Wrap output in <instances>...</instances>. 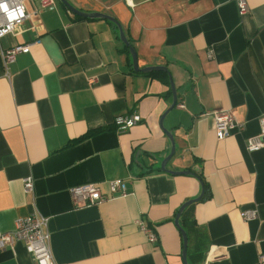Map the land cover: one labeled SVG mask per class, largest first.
Returning <instances> with one entry per match:
<instances>
[{
  "label": "crops",
  "instance_id": "1",
  "mask_svg": "<svg viewBox=\"0 0 264 264\" xmlns=\"http://www.w3.org/2000/svg\"><path fill=\"white\" fill-rule=\"evenodd\" d=\"M113 18L139 68L166 67L170 86L135 72L118 26L80 17L61 1L27 2L28 19L0 42V235L33 213L49 219L55 264H257L264 254V148L248 139L264 118V0H66ZM31 45L4 70L1 49ZM171 91V92H170ZM171 93V94H170ZM231 111L243 129L218 140L212 115ZM142 122L119 132L114 119ZM88 135V137L82 139ZM81 139V140H80ZM77 141V142H76ZM34 179L32 196L23 180ZM124 180L128 196L78 207L70 190L105 194ZM202 180L209 192L204 194ZM256 209L246 221L242 213ZM154 231L151 243L136 221ZM0 264H36L24 245L0 250Z\"/></svg>",
  "mask_w": 264,
  "mask_h": 264
},
{
  "label": "built area",
  "instance_id": "2",
  "mask_svg": "<svg viewBox=\"0 0 264 264\" xmlns=\"http://www.w3.org/2000/svg\"><path fill=\"white\" fill-rule=\"evenodd\" d=\"M36 1L43 9H50L54 0H0V42L7 36L14 34L17 29L28 19L27 2ZM239 15L244 16L248 12L246 0H237ZM31 45H17L9 49H1L4 70L7 77L10 76V66L16 62L17 56L28 53ZM214 128L218 140L230 137L234 130H242L244 127L238 123L231 111H221L212 115ZM142 122L138 114L119 115L114 119L116 130L128 131ZM264 148V118L260 120V133L247 141V150L250 152ZM110 193L105 194L99 186L94 184L79 185L70 190L74 203L78 207L101 205L108 201L128 196L127 186L124 180H115L109 183ZM24 194L32 196L34 193V179L30 176L23 180ZM246 221L258 217L256 209L246 210L242 213ZM49 219L39 213H33L26 217H20L16 221L15 229L0 235V250L13 247L17 242L24 245L27 253L36 264H55L51 250V238L48 229ZM140 230L147 236L151 243L157 241L153 229L143 220L136 221ZM203 264H210L207 258ZM257 264H264V254L259 255Z\"/></svg>",
  "mask_w": 264,
  "mask_h": 264
},
{
  "label": "water",
  "instance_id": "3",
  "mask_svg": "<svg viewBox=\"0 0 264 264\" xmlns=\"http://www.w3.org/2000/svg\"><path fill=\"white\" fill-rule=\"evenodd\" d=\"M69 9L71 12H73L74 14L83 17V18H91V19H106L109 20L111 22L115 23V20L107 15H103V14H87V13H82L76 9H74L72 6H70L69 3H67L66 0H61ZM119 30H120V38L121 41L124 43V45H126V47H129V51L132 57V63H133V68L135 72H142V73H152V72H158V71H163V72H167L168 73V69L166 67H148V68H139V64H138V57L137 54L134 50V48L131 46L130 42L128 41V39L126 38L122 28L119 26ZM170 88L173 94V104L170 107V109L163 114L161 120H160V126L161 128L164 129L163 127V121L164 118L166 117V115L176 106L177 104V91H176V86L175 83L170 75ZM164 132L167 134V136L169 137V139L172 141V152L171 154L163 161L162 163V170L165 172H168L170 174H174V175H192L191 172L189 171H185V172H170L166 169V166L168 164V162L171 160V158L174 156L175 154V143H174V137L172 136V134L164 129ZM203 198V193L202 195L196 199V200H191L186 202L184 205H182V207L179 209L178 214L176 216L175 219V225L179 228V230L182 233L183 236V245H184V250H183V259H184V264H188L187 261V250H188V237L186 232L180 227V218L181 215L183 214V212L186 210V208H188L189 206H191L192 204L199 202L201 199Z\"/></svg>",
  "mask_w": 264,
  "mask_h": 264
},
{
  "label": "trees",
  "instance_id": "4",
  "mask_svg": "<svg viewBox=\"0 0 264 264\" xmlns=\"http://www.w3.org/2000/svg\"><path fill=\"white\" fill-rule=\"evenodd\" d=\"M115 24L118 26L119 28V24L115 21ZM129 41V39H128ZM130 42V41H129ZM126 50L127 52L129 53V47H126ZM149 75L150 77L152 78H157L159 79L162 83H164L165 85L167 86H170V73L168 72H163V71H158V72H152V73H149L147 74ZM171 92V91H170ZM171 94V93H170ZM88 137V135H86L85 137H83L82 139ZM81 140V139H80ZM77 142V141H76ZM202 182V187H203V191H204V194L207 195L208 192H209V189H208V186L206 184V182L204 180L201 181ZM193 206V205H192ZM192 206H189L188 208H191ZM185 212H183V214L181 215V217H183Z\"/></svg>",
  "mask_w": 264,
  "mask_h": 264
}]
</instances>
